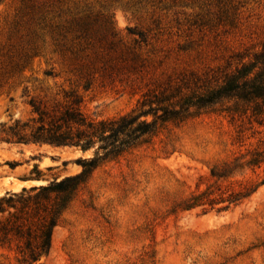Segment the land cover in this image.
<instances>
[{
  "label": "rangeland",
  "instance_id": "obj_1",
  "mask_svg": "<svg viewBox=\"0 0 264 264\" xmlns=\"http://www.w3.org/2000/svg\"><path fill=\"white\" fill-rule=\"evenodd\" d=\"M263 47L264 0H0V196L35 165L60 180L93 155L6 142L9 129L36 127L32 101L52 114L77 98L87 118H116L143 95L204 80ZM233 121L203 112L104 163L63 213L41 264H264V186L228 210L173 212L212 182V167L249 144L264 151V125ZM0 264H15L14 254L0 251Z\"/></svg>",
  "mask_w": 264,
  "mask_h": 264
},
{
  "label": "trees",
  "instance_id": "obj_2",
  "mask_svg": "<svg viewBox=\"0 0 264 264\" xmlns=\"http://www.w3.org/2000/svg\"><path fill=\"white\" fill-rule=\"evenodd\" d=\"M233 67L213 71L201 80L182 78L180 84L152 94L143 95L128 113L111 119L94 121L80 109L81 101H72L52 114L31 102L37 116L36 127L9 129L4 139L14 144H34L39 147L74 148L85 153L93 150L89 158L77 159L81 171L62 179L46 180L37 171L23 182L43 181L45 185L22 188L0 196V251L14 254L15 264H41L51 250L54 229L63 213L84 187L95 170L131 150L151 144L167 125L178 126L194 116L210 111L228 114L248 124L264 125V47L251 55L237 57ZM51 76L52 72H45ZM253 138V134L246 140ZM244 147V141L238 139ZM232 162L214 166L209 171L212 181L202 190L193 192L179 203L173 212L201 208H216L218 212L241 205L264 186V172L256 181H230L245 171L254 172L264 165V151L251 148ZM52 168H46L50 171Z\"/></svg>",
  "mask_w": 264,
  "mask_h": 264
},
{
  "label": "bare ground",
  "instance_id": "obj_3",
  "mask_svg": "<svg viewBox=\"0 0 264 264\" xmlns=\"http://www.w3.org/2000/svg\"><path fill=\"white\" fill-rule=\"evenodd\" d=\"M42 182H19L15 183V187L12 188V192H18L21 188H29L31 186L43 185Z\"/></svg>",
  "mask_w": 264,
  "mask_h": 264
}]
</instances>
